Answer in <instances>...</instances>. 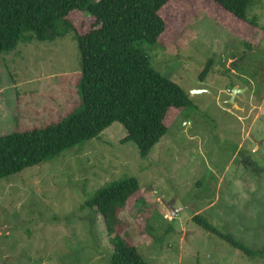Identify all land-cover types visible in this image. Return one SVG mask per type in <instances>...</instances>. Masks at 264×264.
I'll use <instances>...</instances> for the list:
<instances>
[{
    "label": "rangeland",
    "instance_id": "obj_1",
    "mask_svg": "<svg viewBox=\"0 0 264 264\" xmlns=\"http://www.w3.org/2000/svg\"><path fill=\"white\" fill-rule=\"evenodd\" d=\"M159 13L165 31L140 47L192 104L168 113V130L146 157L122 141L126 129L113 121L1 178L0 264H110V234L86 201L128 177L143 200L133 197L134 209L121 212L124 237L149 264H264V0L246 8L258 25L235 22L211 0H170ZM68 19L81 34L94 22L79 11ZM74 37L23 39L0 50V135L80 109ZM198 212L260 253L249 256L204 231L192 218Z\"/></svg>",
    "mask_w": 264,
    "mask_h": 264
},
{
    "label": "trees",
    "instance_id": "obj_2",
    "mask_svg": "<svg viewBox=\"0 0 264 264\" xmlns=\"http://www.w3.org/2000/svg\"><path fill=\"white\" fill-rule=\"evenodd\" d=\"M169 1L0 0V50H11L23 39L53 41L73 31L82 67L79 110L58 122L0 135V179L97 136L113 121L126 129L122 141H134L143 157L149 154L168 130V113L192 104L182 87L157 71L140 47L142 42L156 43L165 31L159 11ZM211 1L237 23L259 24L255 14L246 15L251 0ZM72 11L94 17L82 34L68 19ZM139 195L138 180L128 177L97 189L86 201L87 207L102 215L110 234V264H149L124 237L120 216L127 206L134 209L133 197L137 203L143 200ZM192 218L204 231L245 254L260 253L218 229L200 212ZM260 249L264 254V247Z\"/></svg>",
    "mask_w": 264,
    "mask_h": 264
},
{
    "label": "water",
    "instance_id": "obj_3",
    "mask_svg": "<svg viewBox=\"0 0 264 264\" xmlns=\"http://www.w3.org/2000/svg\"><path fill=\"white\" fill-rule=\"evenodd\" d=\"M237 90L238 89L236 87L233 89L232 99L230 100L232 103H234L233 97H234V95H235V93H236ZM172 212H173V215H175L176 212L174 210H172Z\"/></svg>",
    "mask_w": 264,
    "mask_h": 264
},
{
    "label": "built area",
    "instance_id": "obj_4",
    "mask_svg": "<svg viewBox=\"0 0 264 264\" xmlns=\"http://www.w3.org/2000/svg\"><path fill=\"white\" fill-rule=\"evenodd\" d=\"M168 216H169V215L166 213V214H165V217H168Z\"/></svg>",
    "mask_w": 264,
    "mask_h": 264
}]
</instances>
